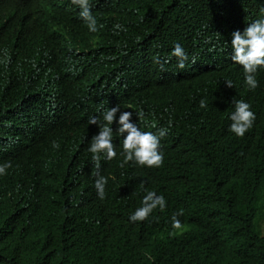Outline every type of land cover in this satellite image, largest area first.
Here are the masks:
<instances>
[{"label": "trees", "instance_id": "trees-1", "mask_svg": "<svg viewBox=\"0 0 264 264\" xmlns=\"http://www.w3.org/2000/svg\"><path fill=\"white\" fill-rule=\"evenodd\" d=\"M89 4L96 32L71 0H0V264H264V67L249 90L231 60L232 33L264 19V0ZM233 98L255 114L242 138ZM116 106L117 155L97 169L88 121ZM124 111L167 130L161 167L120 166ZM148 191L165 210L131 222Z\"/></svg>", "mask_w": 264, "mask_h": 264}, {"label": "clouds", "instance_id": "clouds-1", "mask_svg": "<svg viewBox=\"0 0 264 264\" xmlns=\"http://www.w3.org/2000/svg\"><path fill=\"white\" fill-rule=\"evenodd\" d=\"M73 5H77L80 8V17L86 22L89 31L96 32V20L93 17L90 9L89 0H71ZM262 15H264V9H261ZM231 47L233 55L231 60L234 64L242 67L245 84L249 90H254L258 87V81L255 74L258 69L264 67V19H258L251 23L243 33L235 31L232 33ZM172 57L177 59V67L179 69L185 68V61L188 57L184 49L176 44L171 53ZM155 63H160L159 60H155ZM163 70V64L160 65ZM228 88H233L231 80L226 81ZM232 103L235 105V110L230 116L232 121L229 131L237 137H243L248 132L255 121V114L251 111V105L244 100H236L233 98ZM200 107L205 108L207 104L205 100L200 101ZM120 111V107L116 106L111 109H107L103 113V121L101 124L96 117H90L88 123L90 125L99 126V133L93 136L88 151L92 154V160L96 162L97 169L99 167V161L104 158L106 161L113 160L117 153L115 145L112 142L113 131L112 125L115 121L117 112ZM132 113L124 111L119 116V127L117 134L126 137L123 139L122 148L120 153L124 157L123 162L120 164L123 167L129 162H134L139 166H146L148 168L161 167L163 164V153L159 152L160 139L166 135V129H160L158 135L152 132H142L137 125L131 122ZM54 148H58L59 145L53 144ZM11 165L5 163L0 166V175L5 174V171ZM97 178L95 180V189L97 191L98 198L103 200L105 198V186L107 184V178L99 175L98 170L93 173ZM166 207V200L163 196H157L154 191H148L143 197L141 206L135 210V212L129 217L131 222H143L151 215V213L159 208L160 211H164ZM183 209L172 216L173 229H180L182 227L178 216H182Z\"/></svg>", "mask_w": 264, "mask_h": 264}, {"label": "rangeland", "instance_id": "rangeland-1", "mask_svg": "<svg viewBox=\"0 0 264 264\" xmlns=\"http://www.w3.org/2000/svg\"><path fill=\"white\" fill-rule=\"evenodd\" d=\"M262 227H264V222H262Z\"/></svg>", "mask_w": 264, "mask_h": 264}]
</instances>
